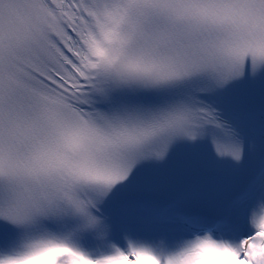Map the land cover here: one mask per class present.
Returning <instances> with one entry per match:
<instances>
[{"label":"snow or ice","instance_id":"snow-or-ice-1","mask_svg":"<svg viewBox=\"0 0 264 264\" xmlns=\"http://www.w3.org/2000/svg\"><path fill=\"white\" fill-rule=\"evenodd\" d=\"M260 79L264 0H0V264H170L201 236L264 264V179L213 215L131 197L178 141L240 161L223 102Z\"/></svg>","mask_w":264,"mask_h":264},{"label":"clouds","instance_id":"clouds-1","mask_svg":"<svg viewBox=\"0 0 264 264\" xmlns=\"http://www.w3.org/2000/svg\"><path fill=\"white\" fill-rule=\"evenodd\" d=\"M254 232L264 235V225L260 224L259 219L251 224ZM240 237L230 240H220L211 236H201L199 240L193 238L192 241L183 245L181 248L170 253V264H241V261L235 258L232 251L239 248L241 244ZM264 244V240L260 241ZM227 245V246H221ZM264 249L257 248L256 251ZM13 264H35L34 261L22 258L13 262ZM139 264H156L152 260H141Z\"/></svg>","mask_w":264,"mask_h":264}]
</instances>
